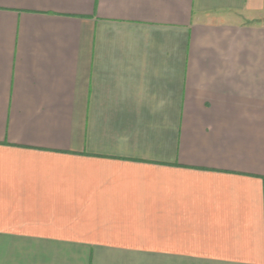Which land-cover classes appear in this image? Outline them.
<instances>
[{
  "label": "crops",
  "instance_id": "obj_1",
  "mask_svg": "<svg viewBox=\"0 0 264 264\" xmlns=\"http://www.w3.org/2000/svg\"><path fill=\"white\" fill-rule=\"evenodd\" d=\"M0 264H264V0H0Z\"/></svg>",
  "mask_w": 264,
  "mask_h": 264
}]
</instances>
